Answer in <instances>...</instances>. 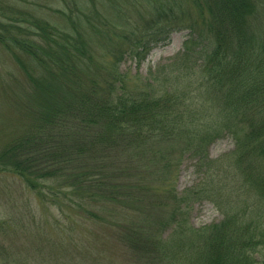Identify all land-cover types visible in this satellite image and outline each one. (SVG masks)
I'll return each mask as SVG.
<instances>
[{
  "label": "trees",
  "instance_id": "obj_1",
  "mask_svg": "<svg viewBox=\"0 0 264 264\" xmlns=\"http://www.w3.org/2000/svg\"><path fill=\"white\" fill-rule=\"evenodd\" d=\"M35 1L0 0V46L21 70L28 105L13 120L20 127L33 119L2 144L0 171L20 178L42 204L79 217L54 220L49 234L26 211L16 216L36 260L105 264L104 238L95 246L79 232L93 225L122 241L142 235L145 250L131 252L132 264H264V0ZM183 30L191 33L183 49L139 82L120 70L126 56L140 65ZM226 137L233 148L210 157L209 147ZM162 143L193 158L196 175L162 204L167 222L143 214L156 188L119 174L112 182L115 169L102 163L115 153L131 164L169 166ZM63 187L68 201L57 192ZM202 202L222 220L189 225L187 207ZM26 253L17 264H31L34 254Z\"/></svg>",
  "mask_w": 264,
  "mask_h": 264
},
{
  "label": "rangeland",
  "instance_id": "obj_2",
  "mask_svg": "<svg viewBox=\"0 0 264 264\" xmlns=\"http://www.w3.org/2000/svg\"><path fill=\"white\" fill-rule=\"evenodd\" d=\"M26 1L31 3L33 0ZM102 2L100 3L104 6ZM190 35L189 30L173 32L170 39L154 48L140 65L136 60L126 56L121 61L120 70L128 73V78L131 81L139 82L140 76L146 77L151 69L161 63H167L170 58L176 56L183 49L184 42ZM22 78L21 70L13 60L12 55L0 46V148L5 141L9 140L6 138L15 130L20 131L26 123V125L33 123V119H29L26 122L23 121L19 127V124L13 120L23 115V106H28L27 97L24 95L23 87L20 86ZM26 111H31V108H26ZM167 145L165 143L160 144L162 149L160 153L168 159L167 161L171 164L169 166H167L168 163H164L165 160L161 162L159 159L153 163L141 161L131 164L132 161L129 158H123L121 154L116 157L115 153L107 154L102 160V163L105 164L103 167H107L108 171L115 169V173L112 174V182H117L115 177L120 175L126 181L133 183L140 181L147 186L156 188L157 191L154 195L146 194L149 197H145L142 202L144 207H147L143 214L148 211L153 215L154 221L158 218H166V222L169 220L171 212L168 208L165 211L162 204L174 202L171 200L172 190L175 189V193L182 192L196 182L193 168L195 160L187 155L182 157V149L175 143H173L171 153L166 152ZM233 146L232 139L226 137L215 141L209 147L208 152L210 157L217 158L231 150ZM57 192L63 197L62 201H68L71 197V191H67L64 187L57 189ZM59 208V206L52 205L48 201L42 204L36 194L25 187L20 178L15 175L12 176V173L0 171V264H17V260H24L23 257L27 256L26 250L31 253L33 251V241L29 239L26 230L19 227L20 215L24 211L27 212L25 217L28 221L36 219L37 222L43 224V228L47 229L49 234L54 220L61 218L65 221H72L79 218L75 211L63 207V213H60ZM187 209L188 216L186 215L185 219L189 225L196 228L220 222L223 218L209 202L193 203ZM163 212H165V216L161 217ZM16 216L19 218L18 221L14 220ZM57 224L56 222L54 226ZM30 227L32 225L28 224V229ZM78 228L80 235L85 239H90L91 242L95 243V246L98 236L104 238L103 245L108 252L104 253L106 256L105 264H132L131 252L133 250H145L146 242L142 235H132L131 241L124 239L131 243H124L123 246L124 240L122 241L121 236L115 234V230L110 229V227L100 228L92 225L90 228L86 226H78ZM158 228L159 226L156 225L152 229V234H157ZM91 229L92 234L89 235ZM169 232L170 230L164 231L165 234ZM139 246L141 247L138 248ZM32 254H34V258L31 260V264H42L36 260L35 252ZM28 262H30L29 259Z\"/></svg>",
  "mask_w": 264,
  "mask_h": 264
}]
</instances>
